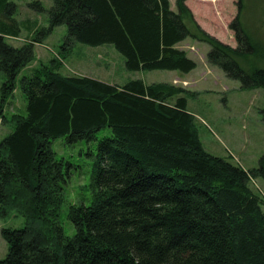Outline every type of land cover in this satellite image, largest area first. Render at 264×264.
<instances>
[{"label":"trees","instance_id":"16d2710c","mask_svg":"<svg viewBox=\"0 0 264 264\" xmlns=\"http://www.w3.org/2000/svg\"><path fill=\"white\" fill-rule=\"evenodd\" d=\"M185 1L172 10L169 0H52L44 34L64 24L66 41L111 44L127 70L180 73L196 68L175 47L189 37L209 45L206 62L242 89L264 88V40L242 20L244 0L228 25L236 46L201 28ZM29 6L45 10L39 0ZM15 7L0 0V16ZM7 35L17 32L0 19V118L18 86L26 114H12L0 140V217L14 211L25 225L1 230L0 264H264V200L250 187L264 181V154L245 169L207 152L178 96L185 90L170 83L65 75L57 58L18 77L41 37L16 47ZM106 127L92 153L90 203H66L69 165L52 140L90 141ZM65 203L71 236L58 220Z\"/></svg>","mask_w":264,"mask_h":264},{"label":"rangeland","instance_id":"374dc122","mask_svg":"<svg viewBox=\"0 0 264 264\" xmlns=\"http://www.w3.org/2000/svg\"><path fill=\"white\" fill-rule=\"evenodd\" d=\"M10 1L16 5L15 10L8 11L5 16L8 17L9 13L11 19L2 15L0 19L16 30L17 37L7 35L5 41L18 47L33 37L38 39L44 35V43L34 48V60L22 69L18 77L31 75L37 67L57 58L61 61L59 71L65 75H84L118 85L131 79H141L148 84H173L185 90L178 96L186 98V108L194 116L200 141L207 152L245 169L258 166L259 158L264 154V88L242 89L239 81L226 77L220 69L210 66L205 58L209 50L206 43L188 37L175 45L196 62V68L189 74L171 70L130 71L125 67L124 56L111 44L89 46L77 41H66L64 24L45 35L44 30L48 27L47 10L52 0H39L45 9L42 12L29 6L35 0ZM175 1L169 0L173 10H176ZM185 3L203 24H210L216 29L221 38L217 39L236 46L234 33L228 27L237 14L236 0H186ZM241 18L255 37L264 40V0H244ZM260 65L264 66L263 63ZM3 81L4 75L0 71V88ZM3 113L6 121L0 118V140L13 129L11 115L26 114V100L19 86L7 99ZM110 134V129L106 127L96 132V138L90 141L80 140L70 145L64 137L52 140L51 147L56 158L63 159L69 165L64 184L66 203H90L94 164L92 153L96 151L97 142ZM250 187L264 200L262 179L250 180ZM66 203L60 209L58 220L65 233L71 236L74 227L66 217ZM261 210L264 214V202ZM24 225V217L14 211L0 217V258L7 254V243L1 236V230Z\"/></svg>","mask_w":264,"mask_h":264},{"label":"crops","instance_id":"0c3cea01","mask_svg":"<svg viewBox=\"0 0 264 264\" xmlns=\"http://www.w3.org/2000/svg\"><path fill=\"white\" fill-rule=\"evenodd\" d=\"M172 9V8H171ZM173 10V9H172ZM192 10V13H193V15H194V17L196 18V20L198 21V23L209 33V34H211V35H214L215 37H217V38H219V39H221L220 38V36L218 35V33L216 32V29L212 26V25H210V24H208V25H205V24H203V22H202V20L200 19V18H198L197 17V15H196V13L194 12V10L193 9H191ZM217 13V12H216ZM204 23H206V22H204ZM222 23H224V20L222 21ZM17 37V36H16ZM15 36H14V38H16ZM44 43V37H41L40 38V40H38V42H33V46H34V48H36L37 46H41L42 44ZM178 44V43H177ZM177 46V45H176ZM192 71V70H191ZM190 71V72H191ZM190 72H188V73H183V74H189ZM148 84V83H147Z\"/></svg>","mask_w":264,"mask_h":264}]
</instances>
